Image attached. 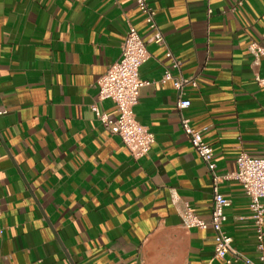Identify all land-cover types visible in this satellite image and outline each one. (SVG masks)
<instances>
[{"label":"crops","instance_id":"crops-1","mask_svg":"<svg viewBox=\"0 0 264 264\" xmlns=\"http://www.w3.org/2000/svg\"><path fill=\"white\" fill-rule=\"evenodd\" d=\"M183 77L190 107L178 111L170 60L148 43L134 108L154 135L134 159L92 111L110 119L98 80L117 61L129 26L149 37L133 0H0V264H223L212 229H186L185 206L211 218L213 175L180 117L212 147L223 230L259 261L257 227L236 172L241 152L264 157V0H146ZM264 206V200L261 201ZM264 242V215L261 224Z\"/></svg>","mask_w":264,"mask_h":264},{"label":"built area","instance_id":"built-area-1","mask_svg":"<svg viewBox=\"0 0 264 264\" xmlns=\"http://www.w3.org/2000/svg\"><path fill=\"white\" fill-rule=\"evenodd\" d=\"M133 5L143 17L149 37L144 40L130 25L121 46L119 58L97 82L98 100H109L114 104L117 113L115 119H110L97 106H93L92 111L111 135L120 138L132 157L139 159L148 153L155 141L154 135L136 121L134 113L139 90L150 84L139 77V68L148 57L147 44L153 43L166 49L165 57L170 60V65L164 68L160 82L172 83L177 95L176 107L179 112L190 107L189 100L185 98V89L195 88L196 81L183 77L180 73L177 75L172 73V70H178L180 65L166 48L164 36L155 22V12L146 0H133ZM248 51L252 57L253 66L258 67L262 62L264 63V47L251 43ZM255 80L259 85L264 84V78L256 77ZM4 113V110H0V115ZM180 125L193 150L213 175L210 220L206 222L198 218L189 206H185L181 214L183 227L196 228L201 231L212 229L214 235L213 260L221 261L223 264H264V242L261 230L264 215V206L261 203L264 200V157L251 158L241 152L236 159V172L229 176L239 182L249 199V210L257 227L259 261L255 263L232 247V238L223 230L226 222L224 211L230 206V201L219 192L220 178L214 174L212 147L203 140L201 131L190 125L189 120L180 117Z\"/></svg>","mask_w":264,"mask_h":264}]
</instances>
